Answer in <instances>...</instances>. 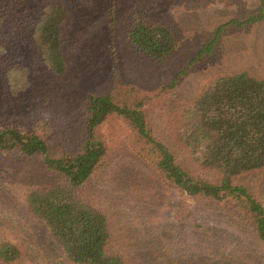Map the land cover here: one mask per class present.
<instances>
[{
    "label": "rangeland",
    "instance_id": "rangeland-1",
    "mask_svg": "<svg viewBox=\"0 0 264 264\" xmlns=\"http://www.w3.org/2000/svg\"><path fill=\"white\" fill-rule=\"evenodd\" d=\"M42 1L0 4L30 12ZM62 1L71 12L63 29L68 71L34 99L28 93L13 97L0 72V128L13 122L31 128L42 120L49 123L48 139L60 144L59 150H76L84 134L85 99L89 94H112L119 100L143 99L155 132L164 139L176 106L193 100L209 80L243 69L264 77V25L223 35L213 54L197 59L218 27L257 11L264 0H115L113 17V0ZM137 16L174 32L178 47L170 58L155 61L130 45L127 30ZM24 43L17 44L14 55L37 73L32 47ZM35 102H41L39 109ZM99 133L109 143L111 158L107 174L101 179L99 174L95 184L106 193L119 228L127 233L126 244L137 252L135 264H264V244L236 213L162 187L136 165L134 152L141 147L125 123L112 118ZM59 181L42 156L0 153V238L21 245V264H69L44 226L29 214L25 201L28 191ZM236 181L264 204V170ZM205 229L229 249L211 253L212 247L199 237Z\"/></svg>",
    "mask_w": 264,
    "mask_h": 264
},
{
    "label": "trees",
    "instance_id": "trees-1",
    "mask_svg": "<svg viewBox=\"0 0 264 264\" xmlns=\"http://www.w3.org/2000/svg\"><path fill=\"white\" fill-rule=\"evenodd\" d=\"M11 5L0 4V72L13 97L28 93L34 99L68 71L63 29L71 12L62 0L42 1L30 12ZM114 10L115 0L112 17ZM259 24L264 25V5L218 27L197 59L213 54L223 35ZM127 38L136 51L155 61L167 60L178 47L168 26L145 17L133 19ZM22 42L32 47L37 73L14 55ZM40 105L36 103L35 110ZM145 106L139 96L127 101L112 94H89L82 108L84 134L76 150H59L60 144L48 139L49 123L42 120L31 128L17 122L0 128V153L42 156L46 168L60 177L55 185L28 191L25 201L29 214L44 226L67 263L138 262L106 193L95 184L110 165L109 143L99 131L112 118L125 123L141 147L134 152L136 165L162 187L210 206L223 205L250 224L264 244V204L236 181L264 170V77L243 69L209 80L193 100L176 106L164 139L155 132ZM203 231L199 237L212 247L211 253L229 249L223 247L226 242L218 245L210 230ZM23 258L19 243L0 238V264H21Z\"/></svg>",
    "mask_w": 264,
    "mask_h": 264
}]
</instances>
